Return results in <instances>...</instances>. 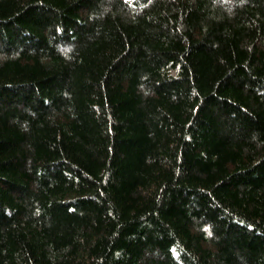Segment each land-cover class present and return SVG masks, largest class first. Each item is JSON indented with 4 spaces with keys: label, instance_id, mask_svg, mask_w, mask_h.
I'll list each match as a JSON object with an SVG mask.
<instances>
[{
    "label": "trees",
    "instance_id": "obj_1",
    "mask_svg": "<svg viewBox=\"0 0 264 264\" xmlns=\"http://www.w3.org/2000/svg\"><path fill=\"white\" fill-rule=\"evenodd\" d=\"M0 264H264V0H0Z\"/></svg>",
    "mask_w": 264,
    "mask_h": 264
}]
</instances>
